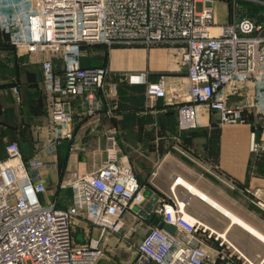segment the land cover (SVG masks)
<instances>
[{"label":"built area","instance_id":"obj_1","mask_svg":"<svg viewBox=\"0 0 264 264\" xmlns=\"http://www.w3.org/2000/svg\"><path fill=\"white\" fill-rule=\"evenodd\" d=\"M213 0H18L20 10L0 19L13 46L24 53L48 55L42 61L44 88L50 94L49 116L60 137L72 138L73 100L86 115L98 111L105 93L106 66L80 65L82 44H162L177 48L186 69L187 88L177 107L178 127L200 125V107L219 115V123H245V106L228 104L230 85L257 78L264 69V27L250 17L218 25L213 21ZM53 57L61 62L56 71ZM129 84L145 86L148 99L166 98L164 74L148 79L147 71L128 72ZM172 88L168 101L179 95ZM108 95L116 93L110 83ZM109 106V105H108ZM262 106V107H261ZM259 108L264 114V102ZM108 111L110 108L108 107ZM105 159L67 184L71 194L65 207L42 202L46 162L38 155L24 160L18 145L8 142L0 159V264H95L103 255L100 238L106 231L120 233L122 215L144 200L141 186L125 156L117 148L116 129L105 135ZM250 152L264 153V141L250 135ZM171 186L168 199L154 209L160 222L175 227L151 226L135 245L131 264H263L256 262L228 239L190 216L186 199ZM264 209L259 189L247 190ZM83 216L99 226L98 238L83 243L73 238V226Z\"/></svg>","mask_w":264,"mask_h":264},{"label":"crops","instance_id":"obj_2","mask_svg":"<svg viewBox=\"0 0 264 264\" xmlns=\"http://www.w3.org/2000/svg\"><path fill=\"white\" fill-rule=\"evenodd\" d=\"M250 1L264 5L262 0ZM17 11L18 0H0V19ZM227 15V22L239 17ZM216 22L218 25L227 23ZM47 56L17 50L0 29V159L5 156L8 142L18 145L24 160L40 156L46 162L43 171L46 191L40 195V200L55 201L58 207H65L71 194L67 184L103 162L105 135L111 128L116 129L118 153L131 165L144 200L124 212L120 233L106 231L103 234L100 238L103 257L95 264L132 263L135 245L155 225L158 217L154 209L169 198L176 177L264 236L234 212V197L230 194L252 198L247 190L259 189L264 199V153L250 152L252 132L258 140L264 141V114L259 108L264 102V69L257 78L237 82L234 92L228 84L223 87V92L229 95L228 104L246 105L247 122L219 123L217 112L201 106L200 125L183 130L178 127L177 107L184 98L188 82L177 48L167 45L112 48L106 65L109 71L124 75L147 71L149 80L164 74L168 96L148 99L144 85L129 84L121 79L119 84V79L105 81L102 102L93 115H86L79 100H73L72 138L64 139L49 116L50 94L44 88L42 73V61ZM53 62L57 65L59 60L53 57ZM110 83L116 84V93L112 96L108 95ZM174 87L179 95L170 102L168 97ZM173 192L179 199H186V212L204 224L214 228L208 222L205 209L218 215L216 231L228 236L236 224L181 183L174 186ZM100 232L99 226L80 216L72 234L76 243H83L90 237L98 238ZM127 249L129 255L125 254ZM263 252L257 253L255 259Z\"/></svg>","mask_w":264,"mask_h":264},{"label":"rangeland","instance_id":"obj_3","mask_svg":"<svg viewBox=\"0 0 264 264\" xmlns=\"http://www.w3.org/2000/svg\"><path fill=\"white\" fill-rule=\"evenodd\" d=\"M249 1L250 0H213L212 3H206L207 5L208 4L213 5L212 7L213 16L215 15V17L213 18V21L215 23L213 25V28H216L218 26V24H216L217 20L220 22L228 21L227 13H230V15H234V17L239 16L238 18H241L243 16L242 13H256V11L260 12V9L259 10L256 9L255 6L257 5L262 6L263 4L250 1L251 2V6H250V4L246 3ZM256 3L257 5H253ZM20 8H21L20 5H18V10H20ZM154 45L160 46L162 44H151L149 46H154ZM129 46L149 47L147 45L137 44V43L136 44H115L112 46L102 45L99 43L84 44L82 47V53H83L82 61L84 64H87V65L88 64H103V63L108 65L109 52L112 48L129 47ZM109 72H111V75L108 76V78L105 81L107 82L109 80L112 81L113 79H116L118 77L115 75L118 72H114V71H109ZM203 107L206 108L205 106ZM230 194L234 197V202H235L234 212L238 214V216H240L246 222H248L249 224H251L252 226H254L256 229H258L264 234V209H262L257 204L256 199L252 195H251L252 196L251 198L250 196H244V195H238V194L236 195L234 193H230ZM205 211L208 216L207 217L208 222L214 228H217L218 221H220L219 216L216 215L214 212H212L210 209H205ZM226 237L229 241H231L235 246H237L242 252H244L254 262H256V259H255L256 254L259 252L262 253V251L264 250V244H262V242H260L257 238L253 237L252 235L247 233L244 229L237 226L236 224L230 230L228 236ZM128 253H130V250L127 249L125 254H128ZM263 256H264V252L261 255V257Z\"/></svg>","mask_w":264,"mask_h":264},{"label":"bare ground","instance_id":"obj_4","mask_svg":"<svg viewBox=\"0 0 264 264\" xmlns=\"http://www.w3.org/2000/svg\"><path fill=\"white\" fill-rule=\"evenodd\" d=\"M177 178V177H176ZM175 178V179H176ZM181 183L182 185H184L187 189H189L191 191V193H193L194 195H198L200 196V198H203L205 201H207L209 204H211L212 206H214L216 209H218L221 213L227 215L229 217V219L233 222L236 223L238 225H240L243 229H245L246 231H248L249 233H251L252 235H254L255 237H257L258 239L262 240L264 242V236L261 235L260 233H258L256 230H254L252 227L248 226L247 224H245L243 221H241L240 219H238L237 217H235L234 215H232L231 213H229L228 211H226L225 209H223L222 207H220L219 205H217L216 203H214L213 201H211L209 198H207L206 196H204L200 191H198L197 189H195L194 187H192L191 185L187 184L186 182H184L183 180L180 179V177H178V183ZM207 227L209 229L212 230V232L217 233L219 236L224 237L227 240L226 234L225 232H217L216 230L212 229L211 227H209L207 225Z\"/></svg>","mask_w":264,"mask_h":264},{"label":"trees","instance_id":"obj_5","mask_svg":"<svg viewBox=\"0 0 264 264\" xmlns=\"http://www.w3.org/2000/svg\"><path fill=\"white\" fill-rule=\"evenodd\" d=\"M246 3H248V4H250V6H251V2L249 1V2H246ZM253 5H257V3L256 4H253ZM256 7V9H260V12H258V11H256V13H247L246 15L245 14H242L243 16L242 17H250V18H253V19H255L259 24H261V25H263V21H264V5H257V6H255ZM249 8V7H248ZM250 9V8H249ZM1 29V28H0ZM2 30V29H1ZM4 32V31H3ZM6 35H7V37H8V39H9V41H10V37H9V33H6V32H4ZM11 43V42H10ZM12 44V43H11ZM13 45V44H12ZM83 45L84 44H82L81 45V48L83 47ZM103 45V44H102ZM14 47V46H13ZM15 48V47H14ZM59 60V59H58ZM80 65L82 66V67H88V66H86V65H84L83 64V61H82V57H80ZM92 66H106V64L105 63H103V64H97V65H92ZM54 67H55V70L56 71H58V69L59 70H61V62H60V60H59V63L56 65L55 63H54ZM110 73V72H109ZM115 75H117L118 77L116 78V80H118V83L119 82H122V81H120V79L121 80H123V82H127L126 80H125V78H124V73H117V74H115ZM119 75H120V77H119ZM121 76H122V78H121Z\"/></svg>","mask_w":264,"mask_h":264},{"label":"water","instance_id":"obj_6","mask_svg":"<svg viewBox=\"0 0 264 264\" xmlns=\"http://www.w3.org/2000/svg\"><path fill=\"white\" fill-rule=\"evenodd\" d=\"M154 223H155L156 226H158V227H164L165 229H167L168 231H170L172 233L175 231V227L173 225L164 224V223L160 222L158 218H156L154 220Z\"/></svg>","mask_w":264,"mask_h":264}]
</instances>
